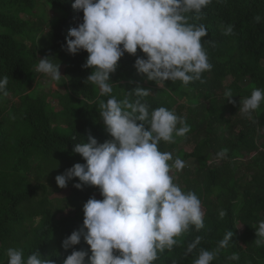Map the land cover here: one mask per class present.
<instances>
[{
    "label": "trees",
    "instance_id": "16d2710c",
    "mask_svg": "<svg viewBox=\"0 0 264 264\" xmlns=\"http://www.w3.org/2000/svg\"><path fill=\"white\" fill-rule=\"evenodd\" d=\"M38 2L60 16L50 22L41 19L35 27L28 24L25 18L34 16ZM73 2L0 0V79L8 77L7 94L0 92V264H7L6 251L12 247L22 249L25 258L38 251L41 258H49L54 264H62L73 250L91 255L83 236L67 250L61 244L82 227L83 204L89 198H103L93 196L98 187L74 188L66 204L74 214L58 220L47 198L35 201L39 188L46 193L45 187L32 185L28 178L34 176L41 181L46 174L55 177L75 163H85L73 152V146L81 140L87 142L89 134L98 143L112 139L99 115L100 101L109 97L100 96L98 88L85 81L92 71L82 67L88 53L80 50L72 55L63 47L69 29L82 23L83 12L74 10ZM187 15L189 23L207 28L202 45L212 69L187 85L179 80L165 81L161 91L172 99L186 100L169 110L190 129L182 140L192 149L189 153L177 152L179 159L194 160L197 165L183 168L178 181L181 189L194 192L201 201L204 226L199 230L190 226L175 237L177 244L159 251L153 264H193L201 249L215 251L229 230L232 240L228 247L219 249L211 264H264V244L257 246L254 242L255 228L264 220V101L250 118L242 114L233 117L239 100L250 96L253 89H264V0H211L200 14ZM16 17L26 25L21 26ZM229 25L233 32L226 35ZM46 55L62 67L61 79L54 81L59 86L52 98L55 104L41 95L29 94L40 76L36 71L38 60ZM137 57H144L139 49L135 55L125 52L119 59L110 74L111 95L123 100L137 86L148 89L151 94L142 102L151 112L161 107L156 103L161 99L158 84L149 81L146 74L137 73ZM228 76L244 79L246 84L233 81L226 85ZM227 90H231L234 103L227 101ZM182 126L178 124L177 128ZM159 149L171 153L172 164L175 144L161 141ZM222 150L226 154L218 158ZM35 157L42 160L34 166L31 159ZM170 174L175 183L174 168ZM78 181L73 177L67 186ZM222 210L226 214L221 218ZM197 237L199 243L188 252ZM233 254L239 258L229 260Z\"/></svg>",
    "mask_w": 264,
    "mask_h": 264
},
{
    "label": "clouds",
    "instance_id": "9594fccd",
    "mask_svg": "<svg viewBox=\"0 0 264 264\" xmlns=\"http://www.w3.org/2000/svg\"><path fill=\"white\" fill-rule=\"evenodd\" d=\"M211 0H74L72 8L82 11V23L70 28L65 50L75 55L80 50L88 53L82 67L92 71L85 81L95 85L100 96V118L111 140L98 143L91 134L87 142L74 143L73 152L85 163H75L63 174L55 177L58 187L67 186L73 177L79 183L74 187H98L101 200L89 198L83 204V223L79 230L62 240L67 250L77 245L83 236L91 255L73 250L62 264H153L159 251L177 244L175 237L195 226H204L201 201L192 191H184L174 183L173 168L180 171L184 162L171 153L159 149L161 141L174 142L175 136H184L190 129L184 120L165 107L149 111L142 98L150 90L135 87L128 97L117 100L112 96L110 74L115 72L119 59L139 49L144 57H137L134 67L138 74H146L161 88L165 81H181L184 85L201 79L210 71L208 55L202 38L207 36L203 24L189 23V13L200 14ZM257 22L260 17H255ZM227 26L225 34H232ZM208 43H212L208 41ZM45 56L38 60L36 71L59 81V64ZM8 77L0 79V92H4ZM6 95L7 93L4 92ZM231 100V90L225 92ZM264 101V89H253L250 96L239 100V112L247 117ZM139 122V123H138ZM178 124L182 127L177 128ZM226 150L217 154L223 158ZM226 213L220 212L221 218ZM257 246L264 244V220L255 228ZM233 232L227 231L215 251L201 249L193 264H211L219 249L228 247ZM189 244L187 251L199 243ZM118 253V254H114ZM7 264H54L41 258L38 251L24 256L19 248H8ZM233 254L229 260H237Z\"/></svg>",
    "mask_w": 264,
    "mask_h": 264
},
{
    "label": "rangeland",
    "instance_id": "374dc122",
    "mask_svg": "<svg viewBox=\"0 0 264 264\" xmlns=\"http://www.w3.org/2000/svg\"><path fill=\"white\" fill-rule=\"evenodd\" d=\"M58 16H60V13H58L56 10L52 9L50 6H47L46 4H44L43 2H38L36 4L35 7V13L34 16L31 17H27V19L25 18V20H29L28 24L32 23V25H34V27L38 24L39 20H48V22L55 20ZM17 21L19 22V24L21 26H25L26 25V21L24 20H20L18 17ZM0 32H2V29L0 28ZM23 40V39H21ZM56 64H58L57 62H54ZM59 71L60 74L62 73V67L59 66ZM237 82L240 85H245L246 84V80L241 79V78H237V77H233V76H228L225 80V84L228 85L231 82ZM148 85V84H147ZM158 92H159V96L161 99L157 100V105L161 106V107H165L166 109L169 110V108L177 103V102H183L186 103V100L184 99H179L174 97L173 99L170 98L169 96H167L165 93H162L161 91V87L158 85ZM57 90H59V86L56 82H54L53 80H51L49 77L45 76L44 74L40 73V76L36 79L35 83L33 84L31 90H30V96L35 97L36 95H41L43 97H46L47 101L55 104V101L52 99L54 98V94L55 92H57ZM163 103H166V105H162ZM239 114H241L239 112V110L237 112H235V114L233 115V117H237L239 116ZM174 135V144L176 146V151L174 153V155H176V158H179V156L177 155V152H179L180 150L185 152V153H189L192 149L191 145H183V140L182 137L183 136H175ZM185 136V135H184ZM32 161V165H37V163L41 162V158L39 157H35L33 159H31ZM185 166L184 168H191L194 169L197 165V163L194 160H186L183 161ZM174 173H175V183L178 184L179 186L181 185L180 181H178V176L179 174H181V170L180 171H176L174 169ZM48 174L44 175L43 178L41 179V181H36L34 176H29V181L32 185H43V187H45V192H43L42 188H39V190L37 191V196L35 198V201H39L42 198H47L52 206L54 211L57 214V219L58 220H63L66 219L68 217H71L74 214V209L72 207L67 206V198L72 194L73 190H74V184L71 186H66L64 188H60L57 186L56 182H55V177L53 176H47ZM76 183H79L76 182ZM75 183V184H76ZM93 196H95L96 198H98L101 194L98 188H96L93 192ZM203 211V210H202ZM204 212V211H203ZM37 221V220H36Z\"/></svg>",
    "mask_w": 264,
    "mask_h": 264
}]
</instances>
